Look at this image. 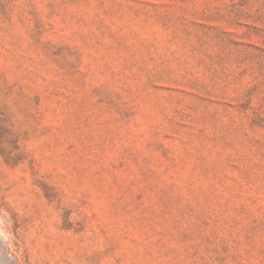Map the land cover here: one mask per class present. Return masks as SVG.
Masks as SVG:
<instances>
[{
  "label": "rangeland",
  "instance_id": "obj_1",
  "mask_svg": "<svg viewBox=\"0 0 264 264\" xmlns=\"http://www.w3.org/2000/svg\"><path fill=\"white\" fill-rule=\"evenodd\" d=\"M0 264H264V0H0Z\"/></svg>",
  "mask_w": 264,
  "mask_h": 264
}]
</instances>
